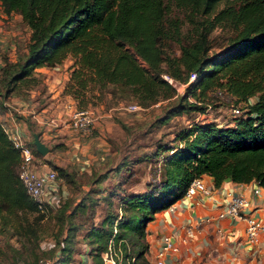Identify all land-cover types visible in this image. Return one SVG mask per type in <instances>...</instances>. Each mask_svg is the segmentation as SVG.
<instances>
[{"label":"trees","instance_id":"trees-1","mask_svg":"<svg viewBox=\"0 0 264 264\" xmlns=\"http://www.w3.org/2000/svg\"><path fill=\"white\" fill-rule=\"evenodd\" d=\"M0 5L7 14H19L30 30L26 52L16 53L14 60L4 53L1 56L2 100L15 96L28 101L26 97L42 84L36 70L56 68L70 58L73 63L68 67L64 94L77 101V109L87 108L84 95L88 91L97 89L98 99L108 88L114 96L135 100L140 108L175 98L186 102L189 97L201 104L206 94L214 92L215 96L218 90L228 95L227 106L239 107L240 114L224 124L204 118L191 124L182 133L179 147L161 146L156 160L161 161L162 152L167 155L162 158V180L156 184L144 179L148 162L139 151L136 155L137 148H131L119 155L111 171L93 175L95 185L81 201L73 205L74 198H60L56 211L71 204L68 217L79 212L83 220H93L97 207L103 205L105 217L100 224H92L85 237L95 264L102 263L110 242L121 241L126 251L124 240L131 242L132 237L141 243L133 248L134 255L126 251L125 259L145 262L147 224L183 198L197 177H211L215 188L230 180L255 182L264 189V0H0ZM173 10L185 12L187 18L168 20ZM184 25L191 26L193 35L187 42L180 38ZM217 29L231 35L224 50L210 54L209 35ZM172 44L178 46V56L171 54ZM191 74L195 79L190 82ZM163 76L185 87L184 94ZM249 99L254 101L249 103ZM189 108L178 106L170 111L181 113ZM30 120L24 119L29 125ZM34 134L40 140V132L32 130L26 145L35 160L42 161L44 157L33 145ZM19 164L20 152L0 125V227L13 231L38 212L19 180ZM53 170L68 190L79 191L75 172L58 166ZM136 181H145L144 190L128 192ZM82 223L80 229L87 226ZM71 240L68 234L58 243L60 252L46 259L66 264L65 244Z\"/></svg>","mask_w":264,"mask_h":264},{"label":"crops","instance_id":"crops-1","mask_svg":"<svg viewBox=\"0 0 264 264\" xmlns=\"http://www.w3.org/2000/svg\"><path fill=\"white\" fill-rule=\"evenodd\" d=\"M15 19H18L21 25L24 26L26 38L25 36H18V38L22 44L26 40V43H24V52H26L25 47L29 40L30 30L22 22L19 14L14 12L7 14L0 8V46L4 48V54L10 60H14L15 55H7L8 49L13 50V53L16 54L15 42L17 40L15 36L14 38L10 36V34L16 35L14 34V26H19ZM1 25L4 27H1ZM2 64L1 60L0 67ZM67 68L68 65L65 63V66L60 65L56 68L37 69V75L42 77L44 85L49 90L47 93L49 100L42 103L40 111L33 109L29 111L26 108L29 107L30 100L22 101L15 96L4 99L2 105L5 109L0 108V122L4 121L7 126L18 129L25 143L31 139L32 130L30 125L35 123L39 128L41 142L49 149L48 153H50L52 147L62 141L65 152L73 155L66 160L65 164H60V166L75 172L76 183L80 186L79 191L73 193L74 195L70 193L74 198L73 205H75L86 197V192H88L90 186L95 185V177L109 172L115 167L120 158L119 152L127 148L129 143L120 145V149L117 151L109 143L107 145L101 138L104 137L105 132L117 129L118 122L114 119V117L117 118L114 112L117 108L104 112V116L112 118L113 121L108 118L103 121L100 120L98 115H95V126L97 122V128H94L92 138H89V136L83 137L67 128L66 121L69 112L76 107L75 101L70 96H60L64 84L69 79ZM55 90L59 91L60 97H58V94H52ZM34 92L35 94H31L32 98L39 94L36 91ZM55 97H58V99L55 100ZM41 99H38L37 104L41 103ZM43 99L45 98L43 97ZM253 101L254 99H249V103ZM28 115L31 118L30 125L24 121ZM44 117L54 118L56 125L53 128L42 125L41 121ZM107 124H110V127ZM95 133H99V136ZM104 150L107 151V154L104 153ZM101 152L105 155L98 158V154ZM52 160L56 163V159ZM45 167L47 166L45 165ZM146 176L144 179L148 180V173H146ZM201 177L206 188L210 191L208 196H197L193 200L181 198L169 208L157 213L154 220L147 224L146 242L148 251L145 254L146 263L156 264V254L162 248L163 238L171 236L178 246V252L166 256L163 259V264H264V235L260 237L259 245L251 246L242 239L244 222L229 218L226 215L222 218L219 217L220 213L224 211L226 200L231 195L240 194L245 196L251 204V217L264 221V189L261 187L259 193L253 195V182L240 184L230 180L215 188L211 177L206 175ZM81 182L82 184H80ZM107 183L108 179L101 184L105 186ZM144 183L145 181H136L128 187L127 191L139 193L144 190ZM64 187L66 188V186ZM66 190L68 189L66 188ZM102 207L103 205L97 207L95 215L104 213ZM189 227L193 230V235L188 234ZM230 244L233 245V249L236 248L233 254L230 253Z\"/></svg>","mask_w":264,"mask_h":264},{"label":"rangeland","instance_id":"rangeland-1","mask_svg":"<svg viewBox=\"0 0 264 264\" xmlns=\"http://www.w3.org/2000/svg\"><path fill=\"white\" fill-rule=\"evenodd\" d=\"M219 8H222V5H220ZM185 14L186 13L183 11L173 10V12L168 15V20H173L176 18L186 19L187 16ZM15 21H17V24L19 25H13L15 29L14 34L16 35L10 34V36L12 38H14L15 36V39L17 40L15 42L16 53L18 54V56H21L24 53V43H26V40L22 44L18 36H25L26 38L24 31L25 29L24 26L21 25L20 21H18V19H15ZM168 24H170V22ZM1 27L4 26L1 25ZM190 29V25H184L182 27L180 38L183 40V42H187L190 40L191 36L193 37V35H191ZM230 35L231 32L228 30L222 31L217 29L211 32L209 35V53L213 54L224 50L228 44V38H230ZM171 48V54H175L176 56H178V46L176 44H172ZM0 49L3 50L4 48L0 46ZM8 50L9 52H7V55H15L13 53V50ZM4 51L5 50H3L2 54L4 53ZM65 63L69 67L73 63V60L68 58L65 62H63L62 66H65ZM38 77L40 78L42 84L35 88V91L39 94H36L33 98L31 97V95L30 97H26L27 100L29 99L31 101L29 107L26 108L29 111L32 109L35 111H40L42 103L45 102V100H49V98L47 97L49 96L47 94L49 90L47 86L42 82V77L40 75ZM165 77L166 76H163L162 78L165 80ZM67 82L64 84V88L62 89V94L60 96L66 95L64 94V89ZM179 88L180 91L178 92L181 95L184 94L183 92L185 91V87L179 86ZM58 92V90H55L52 94L57 95ZM110 92V88L105 89L103 95L98 99L95 98V96H98L97 89L90 90L84 95V98H86L88 103L86 106L87 109L93 110L95 112V115H98L100 117V120L104 121L108 118L109 120L111 119V121H113L112 118L105 117L104 112L108 110L112 111V108H117L114 111L117 118L114 117V119L119 121V123L124 127H122L118 123L117 129L112 130L111 132H105L104 137L101 138L104 142L107 143V145L109 143L112 148H116L117 151L120 149L119 146L125 143H129V145L127 146V148L123 149V151H127V149L130 148H137L136 155H138L139 151V155L142 154V156L148 162V180L149 182L155 184L158 181L162 180L164 164V159L162 158L167 155V153L162 152L161 157H159V160L161 161L156 160L155 154L157 151L161 152L159 150L161 146L179 147V145L181 144L180 137L182 136V133L188 130L191 124L200 122V120H202L203 118L205 120L215 121L220 124H224L227 120L230 119L228 117L229 106L227 105L229 104V97L227 94L223 98H215V96L213 95L214 92H211V95L206 94L201 99V104L195 103L196 101L192 97H189L186 102H180L179 98H175L169 101H161L159 102V105H152L148 108H142L143 110L141 111L128 112L125 108L129 105L137 104L135 100L129 98L125 100L123 96H120L119 94H116L114 96ZM33 94H35V92H33ZM60 96L58 94V97ZM43 97L45 99H43ZM58 97H55V100L58 99ZM38 99H41L40 104H37ZM75 103L77 107V101H75ZM189 103L196 105L197 107H204L205 109H190L186 105ZM206 104L207 107H205ZM222 104L223 107H220ZM178 106H186L189 109L182 111L181 113L170 111L171 109ZM0 108H2V110L5 109V107H3L2 105V99H0ZM27 118L31 119L30 115H28ZM107 125L110 127V124ZM94 128H97V122L96 126L94 122ZM31 130H33L34 132H39V128L35 124L32 125ZM95 134L99 136V133ZM93 136L94 134H91L89 138H92ZM64 148L65 146L63 145L62 141H59L56 146L52 147L50 153H47L45 155V157L42 159V162L52 169L53 166L57 165L59 166V168H62L60 164H65L66 160H68L73 155L70 153L67 154ZM104 151L103 152L107 154V151ZM103 152L98 154V158L99 156L102 157L105 155ZM122 152L119 153L123 154ZM153 157H155V159ZM52 159H56V163H54L55 161H53ZM67 171H70V169L67 168ZM143 177L146 178V174L143 173ZM63 182L64 180L62 181V183L60 181L62 185L61 197L70 200L73 198L72 195H74L73 193L75 192L73 190H66L63 185L65 184V182ZM70 193H72V195H70ZM70 205L71 204H69V206L67 205L65 210L60 209L59 211H56V209H54V211L50 210L46 212H36L34 214H31L30 216H27V221L24 227L20 228L18 231L11 230L12 228L9 226L8 228L0 227V264H38L42 259H52L54 258L56 253H59L61 250V246L58 243L62 241L64 242L68 234L72 236L73 240L65 244V247L69 252V255L65 254V258H68L66 259V264H95L96 260H94L93 255L90 254V250L92 249L91 245L89 244L88 240L85 239V237L87 236V232L92 227V224H100L101 220L105 216L103 214H100L95 215L92 218L93 220H91L90 217L83 220V217L80 216V213L75 212L74 215H70V217H68L69 211L72 210V205ZM80 222H84L82 224L87 226H83L80 229ZM29 231L32 233L29 234ZM132 238L133 239L131 240V242L124 240L127 246V254L130 255H134L133 248H138L139 244L141 243H137V237ZM120 242L121 241H119L118 243L110 242L112 246L111 251L115 259L120 261V264H127L129 258L125 259L126 251H124L123 247L120 246ZM85 244L88 245V247L85 246ZM235 249H233V245H231L230 250L232 252L230 251V253L233 254V251H235ZM60 258H64V255L62 257L60 256ZM137 263L147 264L146 261L142 262L141 259H138Z\"/></svg>","mask_w":264,"mask_h":264},{"label":"built area","instance_id":"built-area-1","mask_svg":"<svg viewBox=\"0 0 264 264\" xmlns=\"http://www.w3.org/2000/svg\"><path fill=\"white\" fill-rule=\"evenodd\" d=\"M1 8V5H0ZM2 50L0 49V62H1ZM195 79V74H191L189 81ZM165 80L174 86L179 88L168 76ZM176 84V85H174ZM182 87V86H181ZM180 91V88L178 89ZM226 95L225 92L220 90L215 92V96L223 98ZM230 102V99L228 100ZM128 112H137L143 110L137 105H129L125 108ZM240 114L239 107L231 105L229 107L228 117H236ZM96 120L95 113L90 109H72L67 117V128L81 136H90L94 128V122ZM41 124L46 127L53 128L56 125L54 118L44 117ZM3 131L9 137V140L13 143L14 147L20 152V164L18 167V177L21 181L26 194L33 200L38 212H46L57 209L61 197L62 185L57 178L56 172L50 167H45V164L40 160H35L32 150L26 145L22 139L21 133L18 129H13L6 125L4 121L0 122ZM44 164V165H43ZM261 187L253 182L252 194L257 195ZM210 191L206 188L202 177H197L191 181L187 187L183 198L193 200L197 196H208ZM252 207L249 200L240 194L231 195L226 200L224 211L220 213L219 217L225 215L229 218L240 220L244 222L243 240L251 245H259L260 237L264 235V221L262 219H256L251 217ZM251 211V213H250ZM248 212V213H246ZM188 234L193 235L191 227L187 230ZM163 245L159 252L156 254V264H163V259L171 254L178 252V246L174 243L171 236H165L163 238ZM39 264H51L48 259L41 260ZM101 264H120V261L116 260L113 256L111 248L108 252L102 256ZM127 264H137L134 258L129 259Z\"/></svg>","mask_w":264,"mask_h":264},{"label":"water","instance_id":"water-1","mask_svg":"<svg viewBox=\"0 0 264 264\" xmlns=\"http://www.w3.org/2000/svg\"><path fill=\"white\" fill-rule=\"evenodd\" d=\"M33 145L37 153L41 156H45L49 151L48 147L39 140V136L37 134L33 135Z\"/></svg>","mask_w":264,"mask_h":264}]
</instances>
